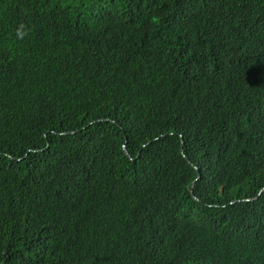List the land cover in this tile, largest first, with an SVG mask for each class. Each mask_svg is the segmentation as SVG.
<instances>
[{
    "label": "trees",
    "instance_id": "16d2710c",
    "mask_svg": "<svg viewBox=\"0 0 264 264\" xmlns=\"http://www.w3.org/2000/svg\"><path fill=\"white\" fill-rule=\"evenodd\" d=\"M0 264H264V0H0Z\"/></svg>",
    "mask_w": 264,
    "mask_h": 264
},
{
    "label": "clouds",
    "instance_id": "9594fccd",
    "mask_svg": "<svg viewBox=\"0 0 264 264\" xmlns=\"http://www.w3.org/2000/svg\"><path fill=\"white\" fill-rule=\"evenodd\" d=\"M192 190H190L191 192L193 191L194 188V183L191 184Z\"/></svg>",
    "mask_w": 264,
    "mask_h": 264
}]
</instances>
